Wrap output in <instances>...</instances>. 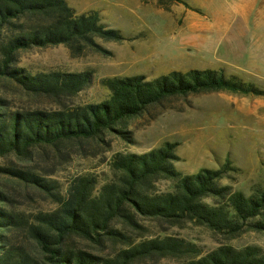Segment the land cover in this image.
Wrapping results in <instances>:
<instances>
[{"label":"trees","instance_id":"obj_1","mask_svg":"<svg viewBox=\"0 0 264 264\" xmlns=\"http://www.w3.org/2000/svg\"><path fill=\"white\" fill-rule=\"evenodd\" d=\"M152 1L165 11L180 4L201 13L186 0ZM127 40L98 12L79 13L67 0H0V264H264L258 246L224 244L205 254L167 235L189 224L227 241L264 233V180L250 193L223 184L240 173L230 157L186 174L171 143L105 156L113 139L134 144L130 122L168 101L210 93L264 98L263 89L223 70L174 71L153 80L105 78V100L74 105L70 100L92 86L91 72L32 74L19 66L33 49L64 46L81 59L110 56L102 42ZM3 89L54 107L15 108ZM74 156L100 158L108 172L63 184L57 175Z\"/></svg>","mask_w":264,"mask_h":264},{"label":"rangeland","instance_id":"obj_2","mask_svg":"<svg viewBox=\"0 0 264 264\" xmlns=\"http://www.w3.org/2000/svg\"><path fill=\"white\" fill-rule=\"evenodd\" d=\"M67 1L79 13L98 12L105 25L128 39L123 43L102 42L110 56L93 54L74 59L64 46L21 54L19 66L32 74L91 72L92 86L70 100L74 105L105 100L108 92L100 84L105 78L145 76L153 80L174 71L223 70L264 90V0L250 5L251 12L245 18L240 12L251 4L246 0H186L201 13L180 4L165 11L152 0ZM1 94L15 108L54 107L49 101L32 100L11 90L3 89ZM129 128L135 143L113 139L106 158L119 152L144 154L171 143L177 145V166L186 174L218 168L219 161L230 157L240 173L223 184L250 193L264 180L263 97L210 93L177 98L153 110L152 115L133 120ZM88 172L103 175L108 171L100 158L74 156L57 178L66 184L69 177ZM149 226L153 236L160 235L155 225ZM167 235L193 242L205 254L224 244L238 249L264 248V233H246L227 241L189 224L170 229Z\"/></svg>","mask_w":264,"mask_h":264},{"label":"crops","instance_id":"obj_3","mask_svg":"<svg viewBox=\"0 0 264 264\" xmlns=\"http://www.w3.org/2000/svg\"><path fill=\"white\" fill-rule=\"evenodd\" d=\"M257 0H246V2H249L251 4L247 5L246 4V7L245 8H241L242 9V12H240L243 16V18L245 17H248L249 16V13L251 12V6L250 5H253Z\"/></svg>","mask_w":264,"mask_h":264}]
</instances>
